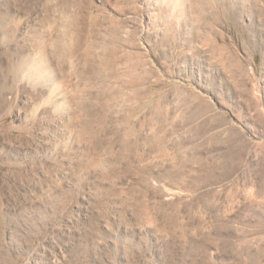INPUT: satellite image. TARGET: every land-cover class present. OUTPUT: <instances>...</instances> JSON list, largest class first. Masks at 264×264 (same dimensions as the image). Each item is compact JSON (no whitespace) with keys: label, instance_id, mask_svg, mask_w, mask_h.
Returning <instances> with one entry per match:
<instances>
[{"label":"rangeland","instance_id":"1","mask_svg":"<svg viewBox=\"0 0 264 264\" xmlns=\"http://www.w3.org/2000/svg\"><path fill=\"white\" fill-rule=\"evenodd\" d=\"M0 264H264V0H0Z\"/></svg>","mask_w":264,"mask_h":264}]
</instances>
